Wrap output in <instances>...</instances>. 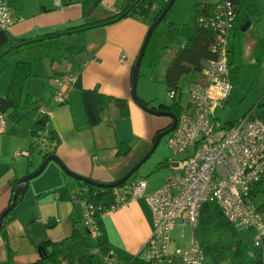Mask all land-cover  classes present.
Returning <instances> with one entry per match:
<instances>
[{"label": "crops", "instance_id": "obj_1", "mask_svg": "<svg viewBox=\"0 0 264 264\" xmlns=\"http://www.w3.org/2000/svg\"><path fill=\"white\" fill-rule=\"evenodd\" d=\"M6 1L16 20L7 32L10 42L26 38L35 41L5 54L0 63L8 54L16 52V61H12L7 70L11 71V80L16 63H31L33 77L25 91L38 100L50 116L48 130L61 140L55 155L74 174L106 184L115 182L138 163L148 152L155 135L171 123V120L152 118L132 99L131 71L151 23L129 17L78 35L43 40L38 37L67 26L103 21L134 0H61L60 6L55 0H22L18 10L13 7L12 0ZM254 47L255 42L252 50ZM67 74L76 78L65 102L57 105L54 100ZM3 80L2 97L9 87L4 83L5 78ZM100 95L125 100L129 116L122 118L114 102L101 111ZM145 100L156 109L163 104L158 98ZM10 127L8 122L7 132L0 133V215L10 204L12 184L40 166L44 158L39 151L47 146L42 140L43 143H37L33 138L10 135ZM120 141L130 143V152L140 149L138 157L130 158V152L117 156L116 145ZM33 144L36 152L30 154ZM183 154L178 172L172 169L161 182L144 180L147 193L160 189L170 175L182 171L191 150ZM46 166L40 176L30 181L22 201L3 222L0 264H34L40 259L39 244L71 237L73 219L80 221L78 226H84L83 207L72 200L78 186L76 180L66 175L55 162ZM151 212L142 198L101 214L98 219L101 235L96 242L99 254L112 252L121 264L140 255L153 232ZM68 247L81 259L73 243L68 242ZM260 258L257 255L254 260Z\"/></svg>", "mask_w": 264, "mask_h": 264}, {"label": "built area", "instance_id": "obj_2", "mask_svg": "<svg viewBox=\"0 0 264 264\" xmlns=\"http://www.w3.org/2000/svg\"><path fill=\"white\" fill-rule=\"evenodd\" d=\"M55 3L60 6L62 1ZM236 19L232 0H222L212 14L198 17L201 26L216 33L210 48L216 58L203 64L192 82L190 103L182 108L177 126L170 133L168 145L174 156L191 150L182 171L170 175L165 185L152 193H147L144 180H132L116 193V205L111 210L144 198L152 211L153 232L141 251L148 264H174L175 259L178 264H204V250L193 236L203 205L212 203L220 206L227 223L250 231L253 248L264 255V211L256 201L257 187L264 183V119L247 115L228 129L213 119L233 90L227 55ZM15 22L7 1L0 0V28L8 32ZM75 78L71 74L64 77L54 100L57 105L65 102ZM177 95L170 91L168 97L173 101ZM40 112L47 113L44 107ZM6 126V117L0 112V133L6 132ZM76 192L72 200L81 203L84 228L91 242H97L101 231L95 211L77 198ZM177 227L180 239H184L186 228L192 230L189 247L173 246ZM99 253L97 246L93 247L91 254ZM102 257L107 264H117L112 252Z\"/></svg>", "mask_w": 264, "mask_h": 264}, {"label": "trees", "instance_id": "obj_3", "mask_svg": "<svg viewBox=\"0 0 264 264\" xmlns=\"http://www.w3.org/2000/svg\"><path fill=\"white\" fill-rule=\"evenodd\" d=\"M22 0H12L13 7L18 10ZM160 0H134L131 4L121 9L115 15L103 20L93 23H87L76 26H67L62 29L53 31L52 33H45L38 38L43 40H55L65 35H75L85 33L87 31L113 25L125 18H134L137 20L149 19L153 23L154 20L160 15L162 10L167 6L168 1L163 2L162 8L157 12V3ZM222 1V0H221ZM220 1V2H221ZM249 0H232V4L235 6L236 16H238L239 10ZM257 2L258 0H251ZM161 3V2H160ZM219 5V3H218ZM217 4H197L196 17L193 24V34L186 40L181 48L177 50L173 59L167 66V70L164 76V84L167 86L169 92L176 91L177 98L172 101L171 106L160 105V110H169L174 112L177 117H180L182 106L180 100L182 98V92L180 91V82L185 77L190 76L195 79L200 73L203 64L210 59L216 58L215 54L211 51L212 42L216 38V33L201 26L198 22V17L202 15L212 14L216 10ZM156 11L157 13H153ZM242 28V27H241ZM241 28H233L232 35L233 41L230 43L228 50V68L230 81L232 86H239L241 89H247L251 86L253 78L255 77L259 67L264 62V36L256 41V45L253 49V57L255 63L247 64L244 62V37L246 33L241 31ZM32 38H26L22 40H16L10 42L7 36V32L0 28V55L7 50H19L20 44L30 41ZM4 57V56H3ZM2 57V58H3ZM0 58V62L2 61ZM33 77L32 65L30 62H18L14 65V72L12 80L7 89L6 96H0V112L4 114L8 122L11 123L9 128V134L21 138H38L43 139L47 144L45 150L39 151V154H43L45 159L51 154H55V148L60 144L59 136L48 130L50 123V116L48 113L44 114L40 112V108L44 107L40 105L38 100H34L31 95L27 94L25 89L27 83ZM114 102L120 111L122 118L129 116V109L127 102L123 99H112L99 96L100 110L105 111L110 103ZM148 106L151 104L146 103ZM153 108V107H152ZM264 119V117H263ZM235 122H229L226 124L225 129H228ZM43 143V142H42ZM131 145L129 142H119L116 145L117 156H125L130 152ZM30 154L36 152L34 144L31 145ZM95 181V180H94ZM78 184L75 195L80 200H83L88 206H91L95 211L96 218L99 219L101 214L110 211L116 199V193L120 188H102L97 185H90L80 181H76ZM101 183V182H100ZM17 181L12 184V195L10 203L14 196V186ZM106 184V183H104ZM257 197L264 195V183L259 184L257 187ZM74 194V193H73ZM23 195H20L16 204H19ZM260 209L264 211V203H261ZM11 215L9 213L8 217ZM7 217V218H8ZM80 221L73 219V232L71 237L59 242H42L38 246L40 259L34 264H107L102 256L94 255L92 253L93 245L89 235L84 226H78ZM3 228V224L0 227V231ZM68 242L74 244L78 249V252L86 259L82 262L77 258L75 253L68 247ZM230 264H249L246 260V248L242 240L237 241L231 246H228ZM129 264H148L141 258V254L135 256ZM253 264H264V259H257Z\"/></svg>", "mask_w": 264, "mask_h": 264}, {"label": "rangeland", "instance_id": "obj_4", "mask_svg": "<svg viewBox=\"0 0 264 264\" xmlns=\"http://www.w3.org/2000/svg\"><path fill=\"white\" fill-rule=\"evenodd\" d=\"M221 0H176L169 10L167 17L157 26L155 32L147 45L146 51L140 67V74L138 78L137 94L143 102L157 100L163 103L164 106H171L172 100L169 98V90L164 84V76L167 70V66L171 61L174 53L181 48V44L186 42L188 38L192 36L193 24L196 17L197 4H217ZM158 3L157 12L162 8L163 1ZM154 11L153 13H157ZM236 28H241L246 21H251L252 25L248 28L244 37V62L252 64L255 59L253 57V45L258 39L264 36V0H258L253 2L247 1L246 4L239 10L238 16H236ZM146 24H152L150 18L143 20ZM142 21V22H143ZM150 24V26H151ZM149 26V28H150ZM148 28V29H149ZM233 36L231 41H233ZM181 46V47H180ZM249 46V48H247ZM249 52V53H247ZM252 53V54H251ZM16 52L8 54L2 63H0V86L5 78V84L11 80L9 76L11 71H7L12 61H16ZM251 54V55H250ZM251 56V57H250ZM251 86L247 89H241L239 86L233 87L231 96L226 104L217 109L215 118L223 127L229 122H235L237 119L247 115H251L255 118L264 117V62L259 67L255 77L252 79ZM192 79L190 76L185 77L180 82V91L182 92V98L180 105L184 108L190 103V89L192 87ZM146 112V111H144ZM148 115L156 120H170L168 117L156 116L146 112ZM8 125L6 126V132ZM169 135H166L159 142L156 150L151 157L145 162L139 171L130 180L140 182L142 180L157 179L160 182L167 177L172 169L178 172L180 166L181 156H174L169 148L168 141ZM35 140V138L33 139ZM37 143H42L41 139ZM152 145L150 148H152ZM148 148V152L151 150ZM140 149H136L129 153L130 158L136 159L138 157ZM132 151V150H131ZM147 152V153H148ZM144 154L142 158L146 155ZM141 158V159H142ZM140 159V160H141ZM139 160V161H140ZM138 162V161H137ZM135 166V164H134ZM129 181V182H130ZM257 204L261 206L264 203V195L256 198ZM201 210V218L198 227L194 231L195 240L202 246V250L205 253L204 264H230L228 262L229 253L228 246L233 245L239 240L243 241L246 248V259L248 261H255V257L259 255L264 259L263 252L257 248H253V236L250 231L241 229L227 223L228 221L224 217L220 206L217 203L204 204ZM210 207V208H209ZM179 228L173 232L174 247L186 248L189 247L191 240L192 230L188 227L185 229L184 239L178 238ZM93 247H96L94 242ZM81 260H84L81 254H78ZM101 254L100 256H102ZM141 258L143 256L141 255ZM179 260L175 259L174 264H178ZM130 262H127L129 264ZM117 264H121L117 261Z\"/></svg>", "mask_w": 264, "mask_h": 264}, {"label": "water", "instance_id": "obj_5", "mask_svg": "<svg viewBox=\"0 0 264 264\" xmlns=\"http://www.w3.org/2000/svg\"><path fill=\"white\" fill-rule=\"evenodd\" d=\"M176 2V0H169L167 6H164L165 8L162 10V12L160 13V15L154 20V22L151 24L147 35L145 37L144 43L142 45V48L140 50V53L138 55V57L136 58V62L134 64L133 67V71L132 72V99L134 101V103L139 106L143 111H146L152 115H156V116H164V117H168L171 120L170 125L159 132V134L155 135L154 141H153V146L152 148H150L151 150L147 153V155L142 158L140 161H138L137 164H135V166H133L125 175H123L121 178H119L118 180H116L113 183H109V184H104V183H100L97 181H94L90 178H86L77 174H74L73 172H71L70 170H68V168L65 166V164L62 162V160L55 154H51L48 157H46L42 163L40 164V166L34 171L32 172V174H28L26 176H24L23 178L19 179V181L17 182L16 186H14L15 192H14V196H13V200L12 202L7 205V208L1 213L0 215V227L2 226L4 220L6 217H8L9 213L12 212L14 210V208L16 207V200L20 195H25L29 183L31 180H33L34 178H37L38 176H40L42 174V172L46 169V165H48L50 162H55L56 165H58L62 171L68 175L70 178H73L76 181H80L86 183V184H90V185H97L100 186L102 188H117V187H121L125 184H127L132 178L133 176L139 171L140 167L147 162V160L151 157V155L154 153V151L156 150L155 148H157L159 142L161 141V139L163 137H165L166 135H169L170 133H172L176 126H177V121H178V117L177 115L169 110H160L159 108H152L150 106H148L145 102H143L140 98H138V94H137V83H138V78H139V74H140V67H141V63L144 57V53L146 51L147 45L149 44V41L153 35V32H155V29L157 28V26L163 21V19H165L167 17V14L169 12V10L171 9L172 5ZM252 25L251 21H246L245 24H243L241 31L243 33L247 32L248 28H250V26ZM35 40H31V41H27L24 42L22 44H20V46H25L28 44L33 43ZM12 50H7L4 51V53L2 55H0V58H2L5 54L9 53Z\"/></svg>", "mask_w": 264, "mask_h": 264}, {"label": "flooded vegetation", "instance_id": "obj_6", "mask_svg": "<svg viewBox=\"0 0 264 264\" xmlns=\"http://www.w3.org/2000/svg\"><path fill=\"white\" fill-rule=\"evenodd\" d=\"M166 129V128H165Z\"/></svg>", "mask_w": 264, "mask_h": 264}]
</instances>
